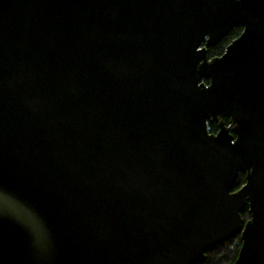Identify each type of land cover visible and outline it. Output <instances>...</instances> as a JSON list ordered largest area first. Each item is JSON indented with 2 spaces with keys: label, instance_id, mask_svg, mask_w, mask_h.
<instances>
[{
  "label": "water",
  "instance_id": "water-1",
  "mask_svg": "<svg viewBox=\"0 0 264 264\" xmlns=\"http://www.w3.org/2000/svg\"><path fill=\"white\" fill-rule=\"evenodd\" d=\"M237 234L264 264V0H0V264H194Z\"/></svg>",
  "mask_w": 264,
  "mask_h": 264
},
{
  "label": "trees",
  "instance_id": "trees-1",
  "mask_svg": "<svg viewBox=\"0 0 264 264\" xmlns=\"http://www.w3.org/2000/svg\"><path fill=\"white\" fill-rule=\"evenodd\" d=\"M241 31V27H233L231 31L221 39L219 43L209 48V54H220L223 52L225 47L239 34ZM227 123L228 120L225 119ZM209 132H215L216 126L215 124L208 125ZM245 183V176L242 173H239L232 187L233 191L238 190ZM242 218L244 221L249 219L248 208L245 207L242 214ZM241 240L240 235L237 234L230 239L224 241L223 243L214 246L209 249L201 260L197 261L194 264H232L238 254L240 248Z\"/></svg>",
  "mask_w": 264,
  "mask_h": 264
},
{
  "label": "flooded vegetation",
  "instance_id": "flooded-vegetation-1",
  "mask_svg": "<svg viewBox=\"0 0 264 264\" xmlns=\"http://www.w3.org/2000/svg\"><path fill=\"white\" fill-rule=\"evenodd\" d=\"M237 27H239V26H237ZM230 31H231V30H230ZM241 31H242V28H241ZM241 31L239 32V34H238L236 37H238V36L240 35ZM236 37H235V38H236ZM235 38H234V39H235ZM203 45H204V43L202 44V46H203ZM202 46H201V47H202ZM209 48H210V47H207V48H206V56H207V59H208V60H210V59H212V58H215V57H218V56H220V55L223 53V52H221L220 54H209V52H208V51H209ZM223 51H224V50H223ZM201 82L204 83L205 85H208V84H209V80H207V79H202ZM225 119L228 120V118L225 117V118H224V122H225ZM209 124H215V126H216V131H215V132H211V134H215V133L217 132V130H218V129H217V123H215V122H214V123H208V125H209ZM225 125H226V126H229V120H228L227 123L225 122ZM208 132H209V130H208ZM209 133H210V132H209ZM232 191H233V190H232ZM242 212H243V211H242ZM241 214H242V213H241ZM249 216H250V214H249ZM247 220H248V219H247Z\"/></svg>",
  "mask_w": 264,
  "mask_h": 264
}]
</instances>
